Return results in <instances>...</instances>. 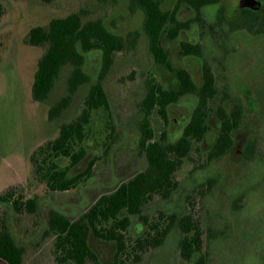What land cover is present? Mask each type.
<instances>
[{
	"label": "rangeland",
	"instance_id": "obj_1",
	"mask_svg": "<svg viewBox=\"0 0 264 264\" xmlns=\"http://www.w3.org/2000/svg\"><path fill=\"white\" fill-rule=\"evenodd\" d=\"M237 0H228L229 9ZM4 15L0 18V195L10 190L36 198L35 214H18L0 202V229L4 225L16 243L25 249L23 264H56L53 236L48 235L49 213L56 211L71 221L86 213L103 195L111 194L122 183L146 170L148 162L141 150L143 119L141 103L151 82L165 89L178 85L176 73L187 69L196 82L202 80L201 63L182 56L181 43L197 41L211 65L220 95L213 104L231 109L232 102L245 108L244 120L234 135L235 145L223 157L207 162L211 142L196 144L191 156L176 174L179 189L173 198L159 197L145 206L143 214L154 218L170 210L178 216L192 214L203 230L207 264H264V39L247 41L246 33L232 35L228 27L223 36L196 24L199 15L180 9V19L190 20L188 32L178 38L161 36L172 69L157 64L144 34V15L132 12L129 0H0ZM172 10L175 1H166ZM208 8L200 19L214 25ZM81 14L84 22L101 21L126 41V48L115 53L105 71V60L98 51L86 54L84 69L89 82L73 95L61 117L50 120V109L69 95L68 82L73 72L66 66L60 73L49 98L35 102L32 86L44 48L27 43L29 32L46 27L54 19ZM198 15L195 19V16ZM217 31V29H216ZM190 37H194L192 40ZM101 83L108 95L110 110L92 112L87 127V156L70 176L87 173L77 188L51 192L39 182L31 157L35 151L59 136L63 124L74 121L93 85ZM230 96L222 101V93ZM193 99L185 98L169 110L170 123L164 124L156 111L149 118L155 140L165 133L169 141L178 138L188 123ZM217 118L211 120L210 133H216ZM255 145L254 158L248 160V147ZM91 162H93L92 165ZM69 161L63 160L62 166ZM210 181L213 187L203 197L194 191ZM193 198L189 205V198ZM133 235H139L138 218H132ZM139 229V230H138ZM180 229L175 227L164 245L151 250L140 264H186L180 256ZM90 246L102 264H113L114 243L91 237ZM0 264H7L0 259Z\"/></svg>",
	"mask_w": 264,
	"mask_h": 264
},
{
	"label": "trees",
	"instance_id": "obj_2",
	"mask_svg": "<svg viewBox=\"0 0 264 264\" xmlns=\"http://www.w3.org/2000/svg\"><path fill=\"white\" fill-rule=\"evenodd\" d=\"M44 1L49 3L53 0ZM166 1L168 0H129L130 10L133 13L141 11L144 15V34L155 62L171 70L168 53L161 46V36L166 34L170 39H176L182 29L188 28L189 25L177 17L181 4L187 2L200 9L204 4L218 0H177L173 11L165 9ZM3 15L4 8L0 4V18ZM27 43L32 47L45 49L38 62L32 86V98L35 102H45L63 68L73 67L68 82L69 95L50 109V120L61 117L69 108L79 87L89 82V75L84 69L86 54L98 51L105 60L106 71L112 63L113 55L124 51L127 44L103 22L85 23L81 14L54 19L46 27L32 29ZM181 54L186 57H201L202 47L182 42ZM176 76L178 85L169 90L151 82L141 103L143 119L140 124V145L148 162L146 170L122 183L113 193L101 196L75 221L56 211L49 213L48 235L55 239L56 264H102L90 246L91 237L115 244L113 264H140L148 252L164 245L177 225L182 233L179 243L182 261L186 264L207 263L206 257L202 255L203 231L193 215L178 222L175 216L169 217L161 212L157 218L152 219L143 214V209L154 197L167 200L177 190L179 182L176 174L191 153L192 147L202 141L209 129L207 119L210 113H217L223 126L217 143L208 156L209 162L221 157L233 146L232 131L241 121V111L234 109L232 114H228L222 107L213 109L210 101L216 96L217 89L210 67L205 68L204 85H199L186 69L179 70ZM187 94L196 95L199 103L182 137L171 143L163 133L155 140L149 121L152 113L156 111L164 124H169L170 108ZM99 109L110 110L109 98L101 83L92 86L80 115L74 121L63 124L59 136L32 155L31 164L36 179L44 183L51 192L75 189L87 177L88 172L70 176V171L87 156V127L91 122L92 112ZM63 160H68L69 165L62 166ZM92 164L93 162L90 165ZM212 187V182L202 185L193 197H203ZM192 199H189V204H193ZM0 202L8 204L18 214L37 212L36 198L26 200L23 193H17L14 189L0 195ZM133 217H138L147 226V230L140 236L131 233ZM24 255L25 249L16 243L11 232L3 225L0 229V259L7 264H23Z\"/></svg>",
	"mask_w": 264,
	"mask_h": 264
},
{
	"label": "flooded vegetation",
	"instance_id": "obj_3",
	"mask_svg": "<svg viewBox=\"0 0 264 264\" xmlns=\"http://www.w3.org/2000/svg\"><path fill=\"white\" fill-rule=\"evenodd\" d=\"M168 1H175V6L172 10H169V11H173L175 10L176 6H177V0H168ZM188 8L190 10H193V12L197 13L199 15V18H197L196 20V24L198 25H201L203 26L204 28H210L212 29L211 31L213 33H215V35L220 32L218 31L219 29L222 31L221 34L225 31H224V28L225 27H228V31L231 32L232 35H242L243 33H246L248 34L247 35V41H252V40H256V41H259V40H263L264 39V0H237V2L235 3V5H233V9L230 10L229 9V5H228V0H218V1H215V2H211V3H206L204 4L203 6L200 7V9H197L195 6L187 3V2H184L183 4H181L179 10L177 11V17L178 19L185 23V24H188V28H184L182 29L180 32H179V35L182 33V32H188V30H190L191 28V25L193 24L190 23L191 19L190 20H182L180 19V9L181 8ZM208 8H212L214 10V14L210 16V19L212 20L213 23H215V26L214 25H207V22L205 20H202L200 19V16H202L204 14V12H206V10ZM196 15L195 16V19L196 17L198 16ZM205 15V14H204ZM217 29V31H216ZM223 36V34H222ZM225 36V35H224ZM223 36V39L225 38ZM179 37V36H178ZM177 37V38H178ZM194 37H190V39L192 40ZM195 39V38H194ZM225 40V39H224ZM184 42H188V43H191V44H199L201 45L199 42L197 41H194V42H191V41H184ZM202 47V52H203V55L201 57H187V58H191V59H197L200 63H201V73H202V80L200 82H197L199 85H204V78H205V68L208 66L210 67L211 69V72L214 76V82H215V87L217 89V94L216 96L210 101L212 106L213 104L215 103L217 97L220 95V91L217 87V80H216V77L213 73V70H212V67L211 65L204 59L205 57V53H204V49H203V46L201 45ZM183 56V55H182ZM186 57V56H184ZM186 69V68H185ZM187 70V69H186ZM191 74V73H190ZM193 77V76H192ZM194 79V78H193ZM185 98H190V99H193L194 102L196 103L195 106H192L191 108V112H190V117L188 119V123L185 125L184 127V130L185 128L187 127V125L190 123L191 119H192V116L194 114V111L197 107V104L199 103V99L196 95L194 94H187L185 95L184 97L181 98V100L185 99ZM230 96L227 92L225 93H222V101H226L227 99H229ZM181 100L179 102H181ZM233 106L231 107V109H228L227 107H224V106H219L218 108L222 107L228 114H232L234 111V109H237V110H240L241 111V121L238 125L237 128H235L233 131H232V139H233V146L228 149L221 157H223L225 154H227L228 151H230L234 145H235V141H234V135L236 133V131L241 127L242 123H243V120H244V115H245V108L244 106L241 104V103H237L235 101L232 102ZM217 108V109H218ZM214 109V108H213ZM216 110V109H215ZM213 116L217 118V123H216V133H210V130H211V120L213 119ZM207 124L209 126V129L207 130V132L205 133L202 141L204 142L205 144H207V142H211L210 146L212 147L211 148V151L209 152V155L212 153L216 143H217V140L219 138V135H220V132H221V129H222V126H223V123L221 121V119L218 117L217 113L215 112H211L208 119H207ZM184 130L182 132V134L176 138V140L174 141H169L171 143H175L177 142L183 135L184 133ZM195 146V145H194ZM193 146V147H194ZM193 147H192V150H193ZM191 150V152H192ZM254 152H255V145L254 144H250L249 147H248V152H247V155H248V160H252L254 158ZM208 155V156H209ZM191 156V153L189 154L188 158L189 159ZM219 157V158H221ZM219 158H216V159H219ZM186 159V160H187ZM214 159V160H216ZM185 160V161H186ZM213 160V161H214ZM184 161V162H185ZM211 161V162H213ZM207 162L208 161V157H207ZM210 181H207L206 183H203L199 186V188L202 186V185H205L207 183H209ZM198 188V189H199ZM179 189V187L177 188V190ZM175 190L173 192V194L171 195V197L167 200H164V201H168L170 200L171 198H173L175 192L177 191ZM197 190V189H196ZM196 190H193L194 193L196 192ZM206 195V194H205ZM161 199V198H160ZM190 199V198H189ZM163 200V199H162ZM190 205V204H189ZM163 212L165 213L167 216L169 217H172V216H175L177 218V221L179 222L180 220H182L184 217L188 216V215H192V214H187V215H184V216H178L174 213H171L169 209H167V211H160L156 217L152 218V219H155L159 216V214ZM138 218V217H137ZM197 220V219H196ZM138 222H140L139 224V229L142 230V233L139 234V236L141 234H143L146 230H147V226L142 223L140 221V219L138 218ZM178 226V225H177ZM175 226V227H177ZM174 227V228H175ZM173 228V229H174ZM179 228V227H178ZM138 229V230H139ZM180 229V228H179ZM181 231V230H180ZM203 231V230H202ZM172 232V231H171ZM170 235V234H169ZM204 236V234H203ZM162 247V246H161ZM160 248V247H159ZM203 248H204V239H203ZM203 248H202V255L206 257L207 259V255L203 253ZM158 249V248H157ZM5 262V261H4ZM207 264V263H206Z\"/></svg>",
	"mask_w": 264,
	"mask_h": 264
}]
</instances>
